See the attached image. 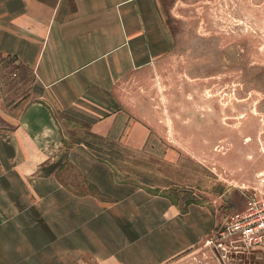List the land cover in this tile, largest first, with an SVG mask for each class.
Here are the masks:
<instances>
[{"label":"crops","instance_id":"0c3cea01","mask_svg":"<svg viewBox=\"0 0 264 264\" xmlns=\"http://www.w3.org/2000/svg\"><path fill=\"white\" fill-rule=\"evenodd\" d=\"M38 5L0 0V59L46 91L45 105L13 106L11 131H0V264H163L203 242L215 227L207 208L118 183L89 141L65 145L54 120L60 112L95 139L143 148L149 126L118 88L174 49L156 0H53L41 22ZM35 143L52 146L43 168ZM64 166L93 192L60 186ZM28 177L46 178L44 199ZM251 256L264 264V246Z\"/></svg>","mask_w":264,"mask_h":264},{"label":"rangeland","instance_id":"374dc122","mask_svg":"<svg viewBox=\"0 0 264 264\" xmlns=\"http://www.w3.org/2000/svg\"><path fill=\"white\" fill-rule=\"evenodd\" d=\"M52 1L39 0V22ZM156 2L174 49L129 74L118 88L129 115L149 126L143 148L131 151L95 139L87 125L60 112L54 114L57 132L65 145L89 141L118 183L207 208L214 216L215 227L203 242L163 264H258L254 249L225 254L209 240L249 203L264 200V0ZM0 60V131L9 132L13 106L25 100L45 105L46 91L29 70ZM50 147L33 145L43 158L38 168L45 167ZM63 169L60 186L93 192ZM45 179L25 178L38 185L41 199Z\"/></svg>","mask_w":264,"mask_h":264},{"label":"built area","instance_id":"2783aa9c","mask_svg":"<svg viewBox=\"0 0 264 264\" xmlns=\"http://www.w3.org/2000/svg\"><path fill=\"white\" fill-rule=\"evenodd\" d=\"M217 236L209 244L225 254L264 246V200L249 203L245 211L217 230Z\"/></svg>","mask_w":264,"mask_h":264}]
</instances>
